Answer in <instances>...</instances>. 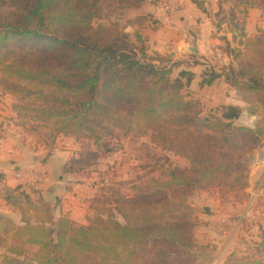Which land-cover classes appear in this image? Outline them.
I'll return each mask as SVG.
<instances>
[{"label": "trees", "instance_id": "trees-1", "mask_svg": "<svg viewBox=\"0 0 264 264\" xmlns=\"http://www.w3.org/2000/svg\"><path fill=\"white\" fill-rule=\"evenodd\" d=\"M98 1L0 0L4 76L0 85L20 96V111L33 113L38 123L34 128L42 138L63 135L92 140L99 147L104 135L119 129L135 137L151 135L160 147L175 151L190 165L171 170L166 179H152L134 196L111 195L102 207L94 208L95 216L89 215L85 225L58 215L57 204L40 193L6 186L0 174V198L19 216L0 218V249L5 251L0 260L4 264H211L213 248L196 239L197 223L188 200L196 190L227 181L246 188L248 157L264 147V126L261 121L255 129L237 126L243 109L234 105L202 117L199 101L183 93L193 73L183 70L172 77L174 69L186 62L163 66L160 55H148L140 33L129 35L116 22L95 26ZM237 7L246 16L251 8L264 9V0H241ZM231 23L232 32L243 38L245 21L233 17ZM261 36L264 29L248 42L262 47L256 54L263 60H245L248 54L243 48L227 43L234 63L221 78L231 88L264 98ZM205 72L201 87H211L220 79ZM246 111L254 112L252 107ZM97 156L89 152L85 159H70L64 174L81 172L83 162ZM250 260L231 255L224 264Z\"/></svg>", "mask_w": 264, "mask_h": 264}, {"label": "rangeland", "instance_id": "rangeland-1", "mask_svg": "<svg viewBox=\"0 0 264 264\" xmlns=\"http://www.w3.org/2000/svg\"><path fill=\"white\" fill-rule=\"evenodd\" d=\"M191 1L194 8L201 15L197 16L198 24H207L208 26L205 36H198L196 40H191V47H194L195 43L197 44V53H194L191 51L192 49H190L185 50L182 56H180L179 53L174 52L173 49L170 48V52L159 54L153 50L154 48L152 49L153 46L148 42L147 38L143 37L145 39L148 55L152 57L160 55L159 57L164 60L162 63L163 66L172 67L174 63L186 62L184 66L181 65L174 69L172 76L174 79L179 76L180 71L189 69L190 66L188 64L191 65V63H199L203 66V73H206L205 71L207 70V73H215L221 78L224 73L228 72L231 64L234 63L230 57L227 43H230V47L235 49L240 47L243 48L248 54V58L245 57V60L250 59L249 61L252 62L258 58L263 60L262 57H257L256 54L258 53L257 51H262V47L257 48L252 42L248 41L256 36L259 29H264V9L251 8L257 10L256 13L254 11L252 12V23L257 21L259 24H257L258 27L256 32L252 35H248L246 34V24L251 9H249L246 16L240 14L237 6L240 4L241 0ZM168 2L170 3V0H144L140 3H137V0H99L97 6L100 12L93 22L95 26L98 24L109 25V23L116 22L129 35L140 33L142 26L146 27V30L149 29L154 31L159 29V31L162 32V26L164 25H162L161 20H158L159 18L157 15L160 13V9L163 10L164 13L169 11L172 12L171 9H169L170 4ZM233 17L239 22L245 21V36L243 38L239 37L238 32H232L233 28L231 21ZM234 36H237V38L234 39ZM261 37L263 42L264 36ZM240 59L243 58L239 56L238 60ZM160 64L159 61L156 63V65ZM3 78L4 76L0 72V80ZM217 80H219V78L216 79V81ZM220 80L222 81L219 85V87H221L219 91L224 89V92H226L229 88V91L233 93L232 95L236 96L243 104V106L239 107L242 108L243 111L248 110V107H252L254 112L251 115L255 117L256 124L261 121L264 126V98L231 88L223 78ZM0 90L3 92L2 98L5 112L8 116V127L14 136L18 138L19 142L22 141L34 148L40 147L48 154H51V152L56 149H68L73 154L71 159H85L89 152L98 153L96 158L90 157L87 161L83 162L81 172L69 175L65 174L73 177V181H75L73 183L74 185L80 184L81 187L77 190L79 193L77 192L76 196L81 195V198L83 197L82 195L89 197L91 208L90 217L96 214L94 208L102 207V202H106V199L110 198L111 195H117V193H119L130 197L134 196L138 188L144 184L151 183L152 179H166L171 170L188 168L190 165L187 159L180 157L175 151L160 147L151 135L147 137H135L132 135H125L119 129H112L111 134L104 135L99 147L96 146L92 140L82 139L77 141L74 138L65 137L63 135H58L55 140L50 138L47 139L48 136L42 138L37 134V130L34 128L38 123L33 121V113L20 111V96L4 91L1 85ZM188 92V88L183 91L184 95H186L189 100L199 101L200 107L203 109V113L201 114L202 117H207L212 114V112L214 114L216 109L223 106V104L214 106V94L220 93L216 92L214 89V93L209 92L210 94L202 99H197L196 97L191 98ZM38 130L41 131L40 128ZM45 131L43 133H46ZM52 143L54 147H50ZM257 150H260V148H256L248 158L250 159V156L255 155L259 156L260 152H255ZM251 171H256V169L252 170L249 166V178L252 174ZM254 183H252L251 189L249 190V183L246 188H243L240 186V182L238 184H232L230 181L211 186L205 190H196L189 198L188 204L194 211L193 217H195L197 223L196 228H198V226L202 227L201 225L205 223V220L203 218L200 219L198 216V213H203V206H210L214 210H216L218 206L223 208V213L233 217L230 220L232 226H228L229 233H227L226 238L222 239L221 245L223 243L225 244L226 241L228 242L235 239L237 245H241L242 248L244 247L245 249V252L241 249L239 252L249 254V258L253 259L245 264H264V253L262 254L260 252V248L257 244L260 243L261 240L256 237H250L251 234H255L254 231L256 228L248 229L245 223H239L240 217H238L240 215L238 210L243 206L249 205L248 201L250 195L256 191ZM83 185L85 187H82ZM26 187L32 189L31 185H26ZM254 198L255 197H253V199ZM256 201L250 208L252 210L251 213L257 208L259 202L256 204ZM215 225L218 226L217 223L214 224V226ZM216 229H219V227ZM246 235H248L250 239H248ZM198 242L200 245L213 248L212 254L214 259L216 258V254L218 257L220 256V251L218 252L216 250V245L206 242L205 240H198ZM4 253L5 251L0 249V257L4 255ZM232 255L237 254L234 253ZM214 259L211 264L214 263ZM0 264H4V262L0 260Z\"/></svg>", "mask_w": 264, "mask_h": 264}, {"label": "crops", "instance_id": "crops-1", "mask_svg": "<svg viewBox=\"0 0 264 264\" xmlns=\"http://www.w3.org/2000/svg\"><path fill=\"white\" fill-rule=\"evenodd\" d=\"M169 3V2H168ZM169 9L172 12L164 13L160 9L158 13V20L162 22V32L157 30H146V27H141L140 34L147 38L148 42L153 46L152 49L159 54L164 52H170V48L174 52L179 53L182 56L185 50L197 48L195 43L194 47H191V40H196L198 36L203 37L207 32V24L199 25L198 15L200 13L194 8L191 0H170ZM256 13V9L250 10V15L246 24V34L252 35L257 30V21L252 23V12ZM252 24V25H251ZM175 33V34H174ZM152 41V42H151ZM195 53V52H194ZM176 55V54H175ZM178 55V56H179ZM177 56V55H176ZM172 57V56H171ZM174 57V56H173ZM189 70L193 73L194 79L188 87V94L191 98L197 99L205 98L216 90L214 94V106L217 104L243 106L241 101L231 91L224 92L219 91L221 87L219 85L222 80H217L211 87H201L203 66L201 64L191 63L188 64ZM184 66V65H183ZM224 85V84H223ZM225 86V85H224ZM226 87V86H225ZM214 93V92H213ZM3 92L0 90V174L4 176V183L10 188H25L30 192H37L45 198L58 206V215L60 213L68 215L70 220L76 225H85L87 223V217L91 214L90 199L88 196L81 198L77 190L80 184L74 185L73 177L64 174V168L72 157V153L68 149H56L51 154L43 151L40 147L34 148L28 146L22 141H18V138L14 136L8 127V116L5 112L3 105ZM259 153V156H250L249 166L252 170V174L248 179L249 189H251L252 183L256 187L255 193L250 195L249 205L243 206L238 210L240 215L239 223H245L246 227L256 228L255 234H249L251 238L260 239V243H257L260 252L264 253V147L255 151ZM253 157V159H252ZM20 171H32L36 175L42 178V183L39 186L26 188V184L14 177L15 172ZM85 185V184H84ZM82 187H85V186ZM258 186V187H257ZM87 187V186H86ZM92 188V187H91ZM260 191V192H259ZM87 192V191H86ZM79 193V192H78ZM261 196V197H260ZM253 197L257 199H253ZM260 197V198H259ZM257 200V201H256ZM256 201L257 208L251 213V207ZM218 208V209H217ZM203 213H198L199 218H203L205 223L195 229V237L197 240H205L213 245H216V250L220 256L216 254L213 264H224L226 260L232 254L236 253L237 258L249 257V254L241 253L239 250L244 251V247L237 245L235 239L226 241L221 245L223 238H226L229 233L228 226H232L231 219L233 216H228L223 213V208L216 207V210L210 206H203ZM5 215H11L19 218L18 213L0 198V217ZM218 224L214 226V224ZM250 226V227H249ZM219 227V229H216ZM202 229V230H201ZM234 230V229H233ZM232 230V231H233ZM254 230V229H253ZM246 237L249 238L248 235ZM263 246V248H262ZM262 248V249H261ZM245 252V251H244ZM243 254V255H242ZM242 255V256H241Z\"/></svg>", "mask_w": 264, "mask_h": 264}, {"label": "built area", "instance_id": "built-area-1", "mask_svg": "<svg viewBox=\"0 0 264 264\" xmlns=\"http://www.w3.org/2000/svg\"><path fill=\"white\" fill-rule=\"evenodd\" d=\"M235 124L240 127H248L250 129H255L256 120L254 116L248 113V111L244 110L241 112ZM14 177L22 181L24 184L31 185L33 187H36L37 185L41 184L43 181L40 176L36 175L32 171L15 172Z\"/></svg>", "mask_w": 264, "mask_h": 264}, {"label": "water", "instance_id": "water-1", "mask_svg": "<svg viewBox=\"0 0 264 264\" xmlns=\"http://www.w3.org/2000/svg\"><path fill=\"white\" fill-rule=\"evenodd\" d=\"M191 51H193V52H195V53H196L197 49H196V48H194V49H192Z\"/></svg>", "mask_w": 264, "mask_h": 264}, {"label": "bare ground", "instance_id": "bare-ground-1", "mask_svg": "<svg viewBox=\"0 0 264 264\" xmlns=\"http://www.w3.org/2000/svg\"><path fill=\"white\" fill-rule=\"evenodd\" d=\"M258 187V186H257Z\"/></svg>", "mask_w": 264, "mask_h": 264}]
</instances>
